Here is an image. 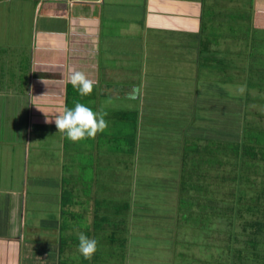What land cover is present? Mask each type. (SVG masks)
Returning <instances> with one entry per match:
<instances>
[{
    "label": "crops",
    "instance_id": "1",
    "mask_svg": "<svg viewBox=\"0 0 264 264\" xmlns=\"http://www.w3.org/2000/svg\"><path fill=\"white\" fill-rule=\"evenodd\" d=\"M26 1L30 15L23 17L27 32L22 48L26 51L25 60L19 63L20 67L16 66L17 70L14 65L13 71L0 73V126L3 118L8 119L6 125L10 128L8 133L0 128V139L9 141L8 145L14 148L12 155H18L15 152L17 146L25 154L22 161L25 168L19 172L21 176L14 175L15 169L8 181H0V264H65L63 253L73 248L67 253L80 254L77 250L80 232L89 238L103 235L104 241L114 239L122 247L118 262L133 250L145 253L137 255L151 254L163 236L157 238L149 229L136 230L141 222L140 215L154 219L158 216H147V212L135 203L139 197L147 201V190L141 193L129 190L130 196L121 195L119 201L114 202L115 194L108 188L120 192L121 187L127 188L126 185L121 179L108 183L96 170L105 163L104 159L129 156L134 159L132 167L135 169L130 166L126 173L133 177L129 185L133 188V181H141L144 177L137 175V169L145 171L155 162L157 166L153 167V176L149 178L161 179L159 184L165 188V170L161 169H165V162L171 160L165 156L172 155L167 141L169 135L179 134L180 127L176 125L174 129L162 124V128L157 129L158 134H148L144 126L138 128L139 119L134 114L133 151L122 145L131 137L123 139V135L119 136V143L115 145L117 136L111 129H106L89 139L91 151L88 159H81L82 154L70 151L72 155L68 157L72 160L68 172L65 167L67 138L57 130L55 115L65 104L71 108L74 102H80L94 111H106L105 119L114 122L116 119L122 122L130 119L131 112L137 109L140 112L144 85L151 84L153 76H161V69L168 68L175 75L176 69L181 67L185 75L187 65L193 69L196 63H200L202 51L214 50L217 62L220 53L216 46V30L222 23L233 19L229 15L233 10L240 15L237 19L244 21V30L240 33L242 37L238 38L242 40L239 47L232 48L236 57L230 59L227 56L225 59L227 73L233 75L236 72L234 63H241L243 69L239 71L245 73L250 83L245 98L254 97L263 105L264 0ZM204 59L202 54V62ZM208 59L212 61L211 57ZM216 66H213L214 77H217ZM73 69L83 71L88 78L98 82L91 95L80 96L70 84L65 85ZM194 73L201 75V80L196 82L200 90L190 89L189 93L205 95L206 90L201 84H206L211 92V82L202 78V71ZM189 83L196 84L194 81ZM232 89L225 83L224 90L229 91L228 94ZM252 89H255L256 96L249 93ZM40 109L50 113L47 118ZM180 109L185 113L182 107ZM99 140L105 142L99 144ZM76 143L70 141L69 146L74 148ZM158 144H162L165 150L164 158L163 150L160 155L157 153L162 149ZM140 146L142 150H139ZM116 147L120 153L113 155L112 149ZM29 153L33 159H26ZM138 159L142 165H137ZM29 165L38 171L30 169L26 173ZM114 169H120V165ZM81 177H86L82 185ZM64 181H68L65 185L68 193L78 195L73 202L70 198L68 201L65 191L63 193ZM144 187L148 189L150 186L145 183ZM42 188L45 190L39 192ZM98 189L110 193L93 196V191ZM102 198L110 204L103 205ZM38 201H41L40 206H36ZM113 203L117 206L112 207ZM111 214L112 220L106 217ZM130 235L133 241H130ZM139 235H148L153 243L142 242L137 238ZM94 258L95 255L91 261Z\"/></svg>",
    "mask_w": 264,
    "mask_h": 264
},
{
    "label": "rangeland",
    "instance_id": "2",
    "mask_svg": "<svg viewBox=\"0 0 264 264\" xmlns=\"http://www.w3.org/2000/svg\"><path fill=\"white\" fill-rule=\"evenodd\" d=\"M28 3L26 0H0V73L4 72L7 73V71H13V67L15 65L14 70H17L16 66H21L19 64L20 62L25 60L26 57V51H24L22 48L24 47V44L27 35L25 32L24 27L25 21L23 19L24 16L30 15L27 10ZM245 10H243L244 12ZM222 14L221 12H219ZM228 13V12H227ZM233 19L227 20L225 23H222V25L218 28L219 30H216V36L218 42L216 43V46H223L225 49L224 51V59L228 56V58L233 59L236 56H233L232 48L234 49L239 47V44L241 43L242 34H240L244 29L242 28V22L243 20L237 19L240 15L236 12V10H233L229 14ZM239 26V27H238ZM204 37V36H203ZM202 37V38H203ZM205 38V37H204ZM238 39V40H237ZM237 41V42H236ZM230 49L228 54L226 53V48ZM206 48V47H205ZM180 55H184L183 53H178ZM198 52L196 53V55ZM202 54H204L205 59L202 62ZM227 54V55H226ZM2 56V57H1ZM179 57V56H177ZM209 57L212 58V62L209 61ZM215 53L214 50L211 52L208 51H202L200 53V63H196L195 67L192 69L188 65L184 69L185 75H183V68H177L175 71V75L171 73V70L168 68H165L164 70L161 69L160 73L161 76H153V82L151 84L144 85L142 90V97H141V106H140V112L137 109L136 112H133L136 117H138V128L144 126L146 128V133H156L158 134L157 129L163 127H170L174 128L176 127L178 121V118L180 119V116L178 115V118L176 115H172L173 105H178L180 102L183 103L182 108L186 110V107H190L193 105H190V100H194L195 94H191L190 89H195L196 92L200 90V87H198L199 79L201 80V75L194 73V71L197 73V71H202V78L205 79V81H210V90L214 94V99L217 96V100H212L208 102L210 99V91L207 89L206 84H201L205 91V95H202V93H197V98L201 99L200 102H196L197 106L202 107V109H205L204 113H206L207 116L212 117L211 121L225 119V120H239L240 122L244 119L248 121L249 125L255 126L258 128L263 127L264 129V104L261 105L258 100L253 99L246 101V98L244 96L246 95V92L243 94H239L237 89L241 85H245L246 88L249 87L248 78H246L245 73L237 74V73H225L223 76H220L218 78L214 77L215 74H212L214 69L209 68L212 67L215 61ZM183 63V61H180V64ZM189 61L187 62V64ZM210 63V64H209ZM179 64V65H180ZM191 64V63H190ZM209 64V65H208ZM208 65V66H207ZM164 71V73H163ZM217 74V73H216ZM191 77L189 79L188 77ZM213 75V76H212ZM10 76V75H8ZM180 76V78H178ZM195 82L196 84L187 82ZM229 84L233 87V97H243L244 99L239 100L236 98H230L225 95L218 93L220 90L224 88V85ZM198 89V90H197ZM227 91V90H226ZM255 89H252L249 93L256 96ZM153 94V95H152ZM172 99V101L167 100ZM175 99V101H174ZM174 102V103H173ZM178 102V104L176 103ZM172 106H171V104ZM260 104V105H259ZM161 106V109H160ZM181 106V105H180ZM186 108V109H185ZM181 111V110H180ZM259 111H262L259 112ZM139 112V113H138ZM130 119L122 122L121 120L116 119L114 122L112 119H106L108 122V128L111 129L112 133L117 136L118 140H115V145L119 143V136L124 135L126 132H131V128L136 125L133 124V116L129 114ZM2 124L0 128H2V131L5 133H8L9 126L6 125L8 122V119H1ZM243 123V122H241ZM148 124V125H146ZM154 128V129H153ZM12 133V132H9ZM180 132L179 138L178 135H169L168 141H167V148L171 146V152L172 155L165 156V150L162 146V144H158L160 149L157 151V153L160 155L161 150H163L162 156L165 159H174L175 157V147L179 144V141L183 143L182 147H185V141L184 136L181 135ZM64 135V134H63ZM164 136L165 133H162ZM105 140H99L98 143H104ZM9 141L4 139H0V181L6 182L10 179L11 175L15 171L14 175L17 174L20 175V170H24L23 166V159H25V154H22L23 151L18 146L15 148V152L18 153V155H12L11 151L14 149L13 147H10ZM109 144V141H108ZM132 142H124L122 145L129 151V147L132 145ZM19 145V144H18ZM70 140H66V151H67V157L65 159V167L66 170L69 172L70 170V161L72 159H69V155H72L70 151H72L74 154H82L81 159H88L89 155L88 152H90V145H89V139H85L82 141H79L76 143V147H70ZM21 149V150H20ZM143 147L140 146L139 150H142ZM113 155H117L120 153V151L116 148L112 149ZM183 151V148H182ZM185 152V151H184ZM183 152V153H184ZM19 154H22L20 156ZM122 155H126L124 153H121ZM180 154L182 156V152L180 151ZM185 159H187L186 155L183 154ZM33 155L29 153L28 158L26 159H33ZM78 158V155L76 156ZM68 158V159H67ZM191 159H196L195 157H190ZM153 161L157 159H151ZM102 162V161H101ZM105 163H102L99 165L100 168H98L96 171L99 173L102 178H105L106 181L109 182H116L118 179H121L127 188H120V192L116 191L115 188H108L110 189L114 194L115 197L113 198L114 202L119 201V196L122 195V197H127L131 195V191L133 190L138 193H141V191H150V199L145 203L140 205L141 208H143L148 214H158V216H155L154 218L146 217L143 215H140L141 222L139 223V227L136 229L138 231H143V229H149L153 230V232L156 233V237L160 238L163 236L165 240H159V244L155 245V250L148 255H137L138 254H145L139 252L140 250H133L131 251L130 255H126L122 264H181L176 261V255L175 253L181 252L183 257L188 261L186 263L182 264H194L196 262V257L200 255L201 258L204 259L203 254H205L207 251H210V254H212L211 251L217 252V247H213L211 249V246L208 245L209 243H213L214 246L216 245H225L224 247L228 249L227 257H223L224 261L230 260L232 257V254L229 253L232 249L231 246H235L239 243L243 244L244 239L246 238L245 234H237L235 232V236L232 238L227 237V234H229L230 231L224 232L219 231L217 232L218 225L217 223H213L212 226L214 229L209 230L208 233L201 238L200 236L193 235L192 231H188V229H181L180 228H170L172 227L174 220L177 219V210H176V204L175 199L172 196V192L170 193L169 190H165L164 187H162L159 183L161 179H150V177L153 176V167L157 166V164L154 162L153 166L151 165L147 170L142 171L137 169V175L140 177H143L141 181L136 180L133 181V188H129L130 183L133 180L132 175H127L126 171L129 170V167L131 166V169H135L132 167V164L134 163V159H130L129 156H123V157H110L108 159H104ZM169 162V161H168ZM165 162V167H167L170 163ZM120 165V169L115 170L114 168L117 165ZM141 159H138L137 165H142ZM32 165H29L27 169L25 170L26 173L31 169ZM114 170H113V169ZM161 170H165L164 167H162ZM31 171L37 172L38 169L32 168ZM178 175V174H177ZM264 176V171L261 174ZM23 176V175H22ZM86 177H81V185L85 182ZM13 181V179H12ZM11 181V182H12ZM102 179L100 180V182ZM121 182V181H119ZM118 182V183H119ZM103 183V182H102ZM105 182V184H108ZM145 183H148L150 186L148 189L144 187ZM29 184V183H28ZM68 184V181H64V189L63 193L65 191V194L67 196V199L69 201V198L71 199V202L73 200H76L78 195L74 193H68V190L66 189V186ZM87 184L89 185V180L87 181ZM5 185V184H4ZM154 186V189L152 187ZM33 188V184H32ZM117 189V188H116ZM128 189V190H126ZM42 190H45V188H42L39 192ZM100 189L93 191V196H97L101 193V195H109L110 191H106V189L99 191ZM118 190V189H117ZM106 192V193H105ZM167 193V194H165ZM157 195H160L156 197ZM73 198V199H72ZM166 199H168V202L165 203ZM67 201V203H68ZM64 202V201H63ZM70 202V203H71ZM101 203L104 205L106 203L110 204L107 199L101 200ZM169 204L172 205V208L169 209ZM41 201L37 202L36 206H40ZM88 206V204L86 205ZM85 206V207H86ZM90 206V205H89ZM117 206L116 203L112 204V207ZM110 213V212H108ZM103 214V213H102ZM108 219L113 218V215H106ZM106 219V218H105ZM163 223L164 225H159ZM153 224V227H152ZM220 228H223V224L219 225ZM100 227V226H98ZM248 229V228H246ZM232 230V229H231ZM117 230L114 231L116 234ZM119 235V231H118ZM193 235V236H192ZM103 236V235H102ZM95 238L98 241V250L94 254L95 258L93 261L86 260L82 258L80 254L77 256L76 252H70V253H63L65 264H120V262H117V258L122 254V247L119 245L116 241H110L108 242V239L103 240V237ZM192 236V237H191ZM175 237V239H174ZM142 242H148L153 243L152 239L149 238L148 235H139L137 237ZM191 244L188 242H185V239H190ZM130 241H133V236L130 235L129 237ZM229 241L230 246H227V242ZM182 242V243H181ZM114 243V244H113ZM204 244H206L204 246ZM130 246V245H129ZM260 250V249H259ZM229 253V254H228ZM66 254V255H65ZM62 255V254H61ZM214 255V254H213ZM89 261H91L89 263Z\"/></svg>",
    "mask_w": 264,
    "mask_h": 264
},
{
    "label": "trees",
    "instance_id": "3",
    "mask_svg": "<svg viewBox=\"0 0 264 264\" xmlns=\"http://www.w3.org/2000/svg\"><path fill=\"white\" fill-rule=\"evenodd\" d=\"M218 48L220 54L217 62L214 61L217 64L216 78L228 71L223 59L225 48ZM226 51L228 53L230 49L227 47ZM234 65L235 73L242 74L239 71L243 69L242 64ZM217 93L218 97L221 94L239 100L245 98L233 97L234 93L228 94L229 91L224 88ZM210 95L212 96H209L208 102L217 100V96L214 99V94ZM253 98L247 99L250 101ZM200 101L195 96L194 100H190V105L193 106L186 107L185 113L180 111L182 102L173 105L172 115L177 118L180 116L177 125L180 127L179 133L184 136L185 147L179 141L174 150V159L165 167V190L170 193L173 190L177 210V219L170 228L188 229L193 235L203 238L217 223L224 225L223 228L218 225L217 232L230 231L227 234L229 238L235 236V232L246 235L243 244L231 246L230 260L222 259L227 257L228 249L225 245L214 246L208 242L211 249L217 247V252L211 251L210 254L207 251L203 254L204 259L198 255L194 264H264V176L261 175L264 171V129L249 125V120L246 119L241 121L243 123L225 119L211 121L212 117L204 113L205 109L196 105ZM131 115L134 117V113L131 112ZM132 134L126 132L123 139L131 137L129 142L133 143ZM129 149L134 150L133 144ZM140 198L136 201L135 196L134 199L138 207L150 199V191H146L147 201ZM169 205L170 211L172 205ZM111 240L115 241L110 239L108 242ZM185 240L191 244L192 238ZM227 246H230L229 241ZM175 255L178 263L188 262L181 256V252L177 251ZM122 263L123 259H120V264Z\"/></svg>",
    "mask_w": 264,
    "mask_h": 264
},
{
    "label": "clouds",
    "instance_id": "4",
    "mask_svg": "<svg viewBox=\"0 0 264 264\" xmlns=\"http://www.w3.org/2000/svg\"><path fill=\"white\" fill-rule=\"evenodd\" d=\"M97 83L96 80L88 78L83 71L75 69L71 70L65 80V85L70 84L80 96L91 95ZM237 91L239 94H243L246 91V86H239ZM41 111L46 118L50 114ZM106 116L107 112L103 109L94 111L80 102H74L73 107L69 108L65 104L63 110L55 115V125L57 130L64 133L67 139L72 142H79L85 139H94L98 133H103L108 128ZM46 122H48L47 119ZM77 250L84 259L91 260L98 250V241L80 232L78 234Z\"/></svg>",
    "mask_w": 264,
    "mask_h": 264
}]
</instances>
